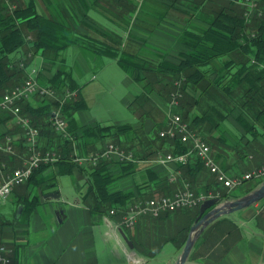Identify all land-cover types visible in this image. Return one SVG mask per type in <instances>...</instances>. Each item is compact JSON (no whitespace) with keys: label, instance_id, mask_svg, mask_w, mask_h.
Segmentation results:
<instances>
[{"label":"crops","instance_id":"1","mask_svg":"<svg viewBox=\"0 0 264 264\" xmlns=\"http://www.w3.org/2000/svg\"><path fill=\"white\" fill-rule=\"evenodd\" d=\"M26 2L29 0H19ZM219 0H98L99 6H94L96 0H33L37 12L54 17L58 20H68L73 26V33L79 34L85 45L71 44L62 51L72 50L66 57L60 52L58 65L51 64L41 55L38 65V76L44 85L60 63L63 70L68 72L79 86L78 96L85 101V108L74 112L79 132L87 127L99 123L102 125L130 123L133 128L141 129L149 134L154 121L150 117L140 116L139 108L132 109L134 99L143 91L144 81L133 79L118 64L117 60L90 50L92 37L103 36V30H117L122 35L121 46L128 52L137 54L147 60L157 62L163 59L177 60L184 50L179 41L182 31L188 27H205L206 20L212 17L219 8ZM95 2V4H94ZM133 11L129 10L134 7ZM101 9V10H100ZM107 15L124 16L129 23L126 29H119L116 24L107 19ZM110 42V41H109ZM85 47V48H84ZM12 57L16 56L14 53ZM33 56L31 62L35 60ZM37 61V59H36ZM117 64L124 72L125 89L120 97L121 103L132 113V120L121 122L98 121L91 118L88 122L82 120L87 117L90 105L95 103L97 85L105 70ZM217 64L218 61H215ZM75 67V68H73ZM136 82L138 85L133 86ZM91 86V87H88ZM92 88V89H89ZM92 90L95 93H92ZM191 93H199L192 90ZM149 97L164 112L165 99L157 92V87L148 91ZM44 98L32 94L28 100L32 107L45 106ZM176 108V107H174ZM88 112V113H84ZM8 113V112H7ZM165 116L164 121L167 122ZM10 123L18 125L14 118L0 122V133L13 131ZM166 127V126H165ZM164 127V128H165ZM16 129V128H15ZM228 142L216 149L212 148L215 161L229 176H237L259 166L264 160V128L260 127V135L254 142L244 147L250 139L244 129L228 117L223 124ZM80 136L81 132L78 133ZM128 135V136H127ZM13 157L0 151V176L10 173L15 167L22 165L27 159L24 145H21L23 134L20 130L13 131ZM133 137L132 131L121 137ZM108 139V140H107ZM43 137L39 135L38 146ZM114 140L112 135L98 137L93 143H87L84 136L72 141L73 153L85 155L99 151L103 146ZM0 141H4L0 137ZM75 144H78L76 149ZM238 145V149L235 148ZM166 153V152H164ZM192 157V156H191ZM106 161V171L112 176L107 184V191H131L133 198L140 194L148 195L155 190L148 182V170L163 173L171 184L168 194H173L184 185L182 172L173 163H158L153 156L145 159L136 157L130 163L119 164L114 160ZM130 164V165H127ZM80 165V164H79ZM86 165V164H85ZM53 172L39 176L54 177L53 186L45 187L42 195L56 191L58 197H45L35 205L24 221L3 224L0 229V240L6 242L10 249L8 254L11 264H173L180 256L186 241L190 226L194 223L197 210L183 208L173 212H163L158 217H141L133 227L120 226L121 215H110L108 212H89L88 205L91 196L84 197L88 190L87 175L73 171L58 173V167L52 164L45 167ZM174 178L170 180V175ZM71 177L69 185H61L60 177ZM214 176L202 168L191 181L193 188L199 194L211 192L208 182ZM49 181V180H48ZM256 187L261 181L255 180ZM146 186H143L145 183ZM252 184V185H254ZM141 186L137 190V186ZM245 185V184H244ZM243 185V186H244ZM224 189L227 195L223 198H234L246 192L245 187ZM248 186V185H247ZM158 195V192L155 193ZM87 203V204H86ZM11 216L6 211H0V219ZM220 221L206 229L209 223L197 236L189 253V259L202 264H264V198L252 205L218 217ZM216 220V219H215ZM214 220V221H215ZM185 235V240L181 239ZM193 254V259L190 255Z\"/></svg>","mask_w":264,"mask_h":264},{"label":"trees","instance_id":"2","mask_svg":"<svg viewBox=\"0 0 264 264\" xmlns=\"http://www.w3.org/2000/svg\"><path fill=\"white\" fill-rule=\"evenodd\" d=\"M256 1L262 14L254 12L248 18L245 15L246 6L234 0H219V8L206 20L207 26L188 27L182 31L179 41L183 44L184 50L180 52L177 60L162 58L153 62L128 52L121 46L122 35L117 30L99 32L103 36L100 40L91 36L100 43H92L90 48L92 52L116 59L119 66L133 79L145 80L143 91L136 96L131 108H139L140 116L152 118L155 125L152 131L146 134L141 129L133 128L130 123L109 125L97 123L83 129L82 135L86 137L87 143H93L98 137L112 135L120 147L135 149L137 157L142 159L148 156L155 157L158 151L162 152L161 150L170 151L172 154L188 151L190 143L182 142L179 137L159 135V130L167 125L164 121L165 115L148 95L150 89L157 87V92L163 96L164 103L167 104L169 94L174 89L172 83L175 79H182L183 92L179 105L174 108L175 112L188 122L191 129L199 132L210 147L216 149L221 144H227L223 124L230 116L235 117L236 122L250 138L244 147L254 142L260 135V127L264 128V0ZM94 6H99L98 0ZM7 7L5 0H0V94L24 81L27 76L25 70L36 54L48 62H55L59 60L60 52L65 47L77 43L85 45V42L80 40L82 37L73 33V26L68 20L61 21L37 12L33 0L16 5L11 10ZM134 9L135 5L129 10ZM107 16V19L119 29L127 28L128 18L121 15ZM22 51L27 53V56L23 58V66H20L18 61L14 60ZM14 52L15 58L11 56ZM151 76L156 77L152 79ZM38 81L42 84L39 76ZM46 82L44 85L52 87L59 94L64 93L66 89L79 92L77 83L62 68H57ZM192 90H199V93H191ZM19 104L22 111L31 117L32 123L39 129V135L43 137L39 147L43 150L54 149L61 153L60 160L53 163L58 167V173L71 175L75 170L87 175L88 190L84 197L87 195L92 197V202L86 203L89 212L104 213L114 209L116 213L122 215L129 204L145 198L142 193L139 198L134 199L131 191L108 192L107 184L112 176L106 171V161L100 160L95 165L90 163L79 165L73 161L72 141L55 132L48 121L51 108L59 105L57 100H51L49 104L41 107H32L26 100L20 101ZM85 106L81 96L63 104L62 113L67 118L68 129L78 127L74 112ZM9 120L11 115L0 111V122ZM16 128L23 134L21 145H24L27 152L24 133L19 125H16ZM13 131L10 130L9 133L13 134ZM129 131H132L133 137H121ZM3 135L0 134V137ZM235 148L238 149V145H235ZM5 154L9 160L13 157L11 153ZM49 165L51 164L39 165L24 182V186L16 192L15 203L21 204L22 210L18 215L13 212L11 216L0 219V227L3 224L21 222L22 217L25 220L40 201L37 188L43 190L54 185L53 181L47 183L48 180H54V177L39 176V173ZM176 166L182 172V178L191 187H193L191 181L196 173L204 168L202 161L195 155H190L185 163ZM148 182L155 188L148 193L150 196L156 192L168 194L170 191L171 184L166 174L155 173L149 169ZM147 184L146 182L143 186ZM208 185L212 193H219V198L227 195L222 186V191H219V184L215 178L208 182ZM255 185L247 187L246 192ZM140 189L141 186L138 185L137 190ZM196 210L199 211V206ZM217 221L219 222L220 218L209 224L206 229ZM184 240L185 235L181 241ZM190 258L193 259V254Z\"/></svg>","mask_w":264,"mask_h":264},{"label":"built area","instance_id":"3","mask_svg":"<svg viewBox=\"0 0 264 264\" xmlns=\"http://www.w3.org/2000/svg\"><path fill=\"white\" fill-rule=\"evenodd\" d=\"M235 1L247 7L245 15L248 18L255 11H257L258 15L262 14V11L257 8L255 2L250 0L242 2L239 0ZM9 6L11 8L13 7L12 5ZM23 61L24 60L19 62L20 66H23ZM37 76V69L31 67L28 71L27 77L22 83L0 94V109L10 111L14 114L16 123L24 130L27 151L29 154L21 167H16L10 173L0 176V203L5 201L14 186L20 185L26 181L35 168L41 164L54 163L61 157L60 153L57 151L38 148L36 143L38 129L33 126L30 118L22 113V108L19 104L20 101H28L32 94H38L44 97V105L49 104L51 100L58 99L55 89L48 85L40 84ZM181 83L182 79L173 80L174 89L169 94V115L166 118L167 125L159 131V135L169 138L179 137L182 142L190 143L191 146L188 151L179 154H172L170 152L162 153L158 151L153 160L162 164L173 163L177 165L185 163L190 153L194 154L202 161L203 166L214 176L216 182L227 190H232L244 181L251 179L263 180L264 160L259 166L237 176H229L220 167L212 155L210 145L206 142L203 136L199 132L191 129L188 122L184 121L180 114L173 111V108L179 105L180 98L182 97ZM71 95H73V93L67 92L65 97H70ZM61 103L62 101L59 99V105L51 108L49 120L52 127L64 133V136H68V133H66L65 121L60 115ZM0 150L8 153L13 152L12 139L10 136H5L4 141L0 143ZM101 158L114 160L116 162L136 160L133 151L124 150L114 144H109L104 149L91 152L87 155H76L74 153L73 156V160L78 164L86 160L95 165ZM173 178L174 175L171 174L170 180ZM218 195L219 193L214 194L212 192L198 195L190 188L188 182H184L183 187L171 195H155L135 202L129 207L120 224L126 227H133L137 220L143 216L158 217L163 212H173L183 208H192L198 206L203 200L210 197H217ZM111 212H113V210H111ZM9 250L10 249L7 245L1 241L0 264H11V258L8 254Z\"/></svg>","mask_w":264,"mask_h":264},{"label":"rangeland","instance_id":"4","mask_svg":"<svg viewBox=\"0 0 264 264\" xmlns=\"http://www.w3.org/2000/svg\"><path fill=\"white\" fill-rule=\"evenodd\" d=\"M235 1V0H234ZM240 2H242V1H245V0H239ZM250 1H252V2H255L256 3V5H257V8L259 9V10H261L260 8H259V6H258V3H257V1L256 0H250ZM5 2H6V4L8 5V9H14L15 7H16V5H22V4H26V2H20L19 0H5ZM9 5H12L13 7L11 8ZM255 12H257V11H255ZM251 17V16H250ZM28 38H29V36H28ZM71 52H72V50H70V49H68V50H65V51H62V55L63 56H67V55H69V54H71ZM14 54L16 55V53L14 52ZM25 56H27V53H25V52H19L18 54H17V56L16 57H18V58H16V60H14L15 62H17L18 61V63L20 62V61H22L23 60V58L25 57ZM36 57L37 58H35V60L34 61H32V62H29V67H27L26 68V73L28 74V71H29V69L31 68V67H35L36 69H37V71H39L38 70V65L40 64V61H41V58L39 57V54H36ZM15 58V57H14ZM33 58V57H32ZM36 59H37V61H36ZM58 61V60H57ZM57 61H55L56 62V64H55V62H50L51 64H55V66L56 65H58V62ZM59 64H60V68H65L64 66V64H62V63H60L59 62ZM64 65V66H63ZM73 68H75V67H73ZM125 74H124V72L122 71V69L121 68H119L118 66H117V64H115L114 62L112 63V67H109L107 70H105V72H104V74L102 75V78H101V80H100V85H97V87H98V92L97 93H95V91L94 90H92V93H95V103L94 104H92V105H90V108H89V113L88 112H84V113H88V114H86L87 115V117H83L82 118V120L83 121H85V122H88V120H90L91 118H96L98 121H102L103 123H105V122H114V121H116V120H121V122H127V121H130V120H132V117H133V115H132V113L129 111V109L125 106V105H123L122 103H121V100H120V97H121V95L123 94V91H124V89H125V84L123 83V79H124V76ZM148 75V74H147ZM149 77H150V75H148ZM27 77V76H26ZM25 77V78H26ZM151 77H153L152 79H155V77L156 76H151ZM37 79H38V76H37ZM133 83L134 84H132L133 86H136V85H138L136 82H134L133 81ZM173 84V83H172ZM88 87H91V86H88ZM89 89H92V88H89ZM55 92H56V95H57V97H58V99H55V100H57L58 102H59V99H61V101H62V103L60 104V115H61V117L64 119V121H65V128H66V133H68V136H64L63 134L64 133H62V132H60V131H58V130H56L54 127H52L51 126V124H50V126L53 128V130L55 131V132H57V133H59L60 135H62L63 137H68L71 141H73V140H77L78 138H80L81 136H83V135H79L78 133H80L81 132V134H82V131L83 130H81V131H79V132H77L76 131V129H72V130H70V129H68V121H67V118L64 116V114L62 113V106H63V104L66 102V101H68V100H71V99H74V98H76L77 96H78V91L77 90H65V92L64 93H61V94H59V93H57V91L55 90ZM73 93V95H71L70 97H65V94L66 93ZM183 93V92H182ZM38 95V94H37ZM64 96V97H63ZM39 97H42V96H40L39 95ZM44 98V97H43ZM182 98V97H181ZM45 99V98H44ZM27 101V100H26ZM180 103V102H179ZM163 108H164V115L166 116V117H168V115H169V110H168V104L167 105H164L163 106ZM0 111H5V112H8V114L9 115H11V119H13L14 118V120H15V116H14V114L13 113H11L10 111H7V110H1L0 109ZM173 111H175L174 110V108H173ZM22 113L23 114H25V115H27L26 113H24L23 111H22ZM28 116V118H30V120H31V117L29 116V115H27ZM235 117H232V119H233V121L235 122L236 120L234 119ZM50 114L48 115V121H49V123H50ZM15 122H16V120H15ZM31 122H32V120H31ZM237 123V122H236ZM33 124V123H32ZM239 125V124H238ZM33 126H35L34 124H33ZM10 127L12 128V129H14V131H17V130H19V128H16V126L14 125V123H10ZM20 127V126H19ZM36 127V126H35ZM16 128V129H15ZM37 129H38V127H36ZM20 129L23 131V133H24V130H23V128H21L20 127ZM163 129V128H162ZM161 130V129H160ZM159 130V131H160ZM0 134H2V133H0ZM5 136H10L11 137V139H12V136H11V133H9V131H6L5 132V134L3 135V139L5 138ZM38 137H39V129H38V135H37V137H36V143L38 144ZM85 137V136H84ZM86 138V137H85ZM108 140V139H107ZM0 143H2V141H0ZM109 144H114V145H117V146H119L120 147V145H118L117 144V142H115L114 140L111 142V143H108V144H106L105 146H103L101 149H104L105 147H107ZM78 144H75V147H76V149L78 148V146H77ZM210 145V144H209ZM12 146H13V141H12ZM211 146V145H210ZM38 148H40L39 146H38ZM72 148H73V146H72ZM122 149H124V150H131V149H125V148H123V147H121ZM41 149V148H40ZM50 150H54V149H50ZM1 151V150H0ZM54 151H57V150H54ZM131 151H133V153H134V156L135 157H137V153H135V149H133V150H131ZM162 151V153H164V152H170V151H164V150H161ZM2 152H4V151H2ZM57 152H59V151H57ZM93 152H95V151H93ZM5 153H8V152H5ZM12 153V152H11ZM27 153H28V151H27ZM60 153V152H59ZM171 153V152H170ZM88 154H90V153H88ZM29 154H27V156H28ZM60 155H61V153H60ZM85 155H87V154H85ZM190 155H194V154H189L188 155V157L190 156ZM61 157H62V155H61ZM60 157V158H61ZM154 158V157H153ZM60 160V159H59ZM100 160H106V158H101V159H99L98 160V162L100 161ZM107 160H109V159H107ZM58 161V160H57ZM74 161V160H73ZM76 162V161H75ZM97 162V163H98ZM127 162H130V161H124V162H119V163H127ZM86 163H90V164H92L90 161H86V160H84L83 162H81V163H79L80 165H85ZM96 163V164H97ZM24 164V163H23ZM22 164V165H23ZM48 164H51V163H48ZM53 164V163H52ZM22 165H20V166H18V167H21ZM93 165V164H92ZM0 166H1V164H0ZM221 167V166H220ZM16 168V167H15ZM205 168V167H204ZM222 168V167H221ZM36 169V168H35ZM34 169V170H35ZM206 169V168H205ZM33 170V171H34ZM207 170V169H206ZM32 171V172H33ZM208 171V170H207ZM43 172H44V174H46V173H50V172H52V170H50V169H45L44 168V170H43ZM209 172V171H208ZM210 173V172H209ZM32 174V173H31ZM30 174V175H31ZM53 175V172L51 173V176ZM30 177V176H29ZM28 177V178H29ZM28 180V179H27ZM255 180H260V181H262L261 179H255ZM52 180H49L47 183H50ZM216 181V180H215ZM24 182H26V181H24ZM24 182L22 183V184H20V185H17V186H14V188L12 189V191H11V193L9 194V196L5 199V201L4 202H2V203H0V211H6L8 214H12L13 212H16L17 211V207H18V205H21V204H18L17 205V203H15V199H16V192L17 191H19L23 186H24ZM59 182H60V184L61 185H63V186H65V185H69L70 184V182H71V177H68V176H64V177H60L59 178ZM186 182V181H185ZM254 183H256V181L254 182V179H251V180H248V181H244L242 184H240L239 186H237V187H235V188H239V187H242L244 184V186L243 187H245V188H247V187H249V186H251L252 184H254ZM219 184V183H218ZM220 185V184H219ZM218 185V188H220V186ZM248 185V186H247ZM259 185V184H258ZM257 185V186H258ZM256 186V187H257ZM190 188L196 193V194H198L199 195V193L193 188V187H191L190 186ZM224 188V187H223ZM224 189H226V188H224ZM234 189V188H233ZM38 190H40V192H41V194H42V192H43V190H41L39 187L37 188V192H38V195H39V191ZM34 191V190H33ZM219 191H222V189L220 188L219 189ZM158 195H166V194H158ZM169 195H171V194H169ZM153 196H155V195H153ZM144 199H147V198H149V197H152V196H150V195H144ZM218 197V196H217ZM211 198V197H210ZM139 200H143V199H139ZM139 200H137V201H139ZM137 201H135V202H137ZM135 202H133L132 204H134ZM132 204H129L128 206H127V208H126V210L122 213V215H121V218H120V223H121V221H122V219H123V216L125 215V213L128 211V209H129V207L132 205ZM200 205V204H199ZM198 205V206H199ZM22 206V205H21ZM198 206H195V207H192V208H190V210L191 211H196V209L198 208ZM186 209V208H185ZM21 210H22V208H21ZM111 210H113V212H111ZM21 212V211H20ZM108 213L110 214V215H112V214H115L116 212H115V210L114 209H110L109 211H108ZM8 216V215H7ZM149 217V216H148ZM21 220L22 221H24V219H23V217L21 218ZM138 221V220H137ZM119 223V224H120ZM137 223V222H136ZM135 223V224H136ZM120 226H122L123 228H125L126 226H123V225H121L120 224ZM127 228V227H126ZM0 242H1V240H0ZM2 243H5L6 244V242H4V241H2Z\"/></svg>","mask_w":264,"mask_h":264},{"label":"water","instance_id":"5","mask_svg":"<svg viewBox=\"0 0 264 264\" xmlns=\"http://www.w3.org/2000/svg\"><path fill=\"white\" fill-rule=\"evenodd\" d=\"M38 191L40 200H43L48 196L58 197V193L56 191L50 192L45 195H42L40 190ZM262 198H264V179L259 183L257 187H254L249 192L241 196L234 198L211 197L203 200L199 205V211L195 218V221L190 226L182 252L173 264H202L189 259V253L198 234L209 223H211L218 217L246 208ZM21 208L22 206L18 205L16 211L17 215L20 213Z\"/></svg>","mask_w":264,"mask_h":264}]
</instances>
